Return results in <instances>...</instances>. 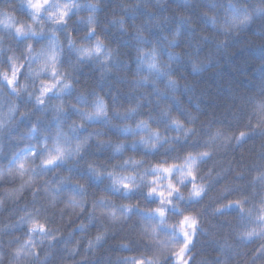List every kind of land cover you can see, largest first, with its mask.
Returning a JSON list of instances; mask_svg holds the SVG:
<instances>
[{"label": "clouds", "instance_id": "1", "mask_svg": "<svg viewBox=\"0 0 264 264\" xmlns=\"http://www.w3.org/2000/svg\"><path fill=\"white\" fill-rule=\"evenodd\" d=\"M45 30L0 63V264H264V0H0V40Z\"/></svg>", "mask_w": 264, "mask_h": 264}, {"label": "trees", "instance_id": "2", "mask_svg": "<svg viewBox=\"0 0 264 264\" xmlns=\"http://www.w3.org/2000/svg\"><path fill=\"white\" fill-rule=\"evenodd\" d=\"M19 10L22 13H26L28 10L26 7H24L23 4L19 6ZM103 18V17H102ZM74 20V15L73 17L70 18V23ZM59 31L62 35L63 38V44H64V58L63 62L67 66L69 61L74 59V55L71 53V51L67 48V42H66V33L64 31V26H58ZM84 31V25L80 23H75L73 24V32L75 33H80L82 34ZM50 34L45 32L43 34H38V35H27V36H20V37H15L14 35L9 38L7 35L3 40H0V63L7 64V58L10 52L19 54L23 52L24 46L27 41L31 40L34 43V46L36 47H48V40L50 39ZM112 44L116 45L119 44L121 48V52H126L127 49L124 47V42L119 39V37H113L112 38ZM240 59H246L243 54H240ZM240 65L237 63V71L239 72ZM227 72V69H225ZM0 83H3V81H0ZM109 83L112 85V91H115L117 88L120 87V85H117L114 80L106 81L103 85V87L108 88ZM97 87V72L92 70L91 64L86 65L82 70L79 72H76L74 74V87L65 94L63 99L65 102L68 100H72L73 102L76 103H83L82 100H78V96L81 92L88 93L90 96L91 90ZM60 98L54 96L53 94H49V101L52 104H55L58 102ZM20 103L22 107H31L33 104L32 100H27L26 96H22L20 98ZM36 114H39V109H36ZM75 112L72 109H69L66 114L62 113L60 115L61 119H71L75 118ZM52 117V112H46L44 113L43 118L40 121V127L43 128H55L56 121L51 119ZM35 118V115L29 118H25L21 121L22 126H27L30 125V122L32 119ZM93 125L97 129L101 127V122L94 121ZM93 125H89L88 127L84 128L82 131L87 132L92 129ZM108 134H110L114 139L118 138L117 131L116 129H109ZM120 135H123L122 133ZM37 136H39V133H37ZM93 145H95V141H93ZM131 151V149H129ZM137 152H139V148L136 149ZM108 155V152L105 150H101L99 152L94 151L93 149H89L88 153H86V158H93V159H103L105 156ZM83 159V158H82ZM73 173L78 176H86L87 172L86 170H83L81 168H73L72 169ZM100 182H98L99 184Z\"/></svg>", "mask_w": 264, "mask_h": 264}, {"label": "rangeland", "instance_id": "3", "mask_svg": "<svg viewBox=\"0 0 264 264\" xmlns=\"http://www.w3.org/2000/svg\"><path fill=\"white\" fill-rule=\"evenodd\" d=\"M73 15H75V14H73ZM52 39V37H50V39L48 40V47L47 48H49V47H51V45H50V40ZM90 39V38H89Z\"/></svg>", "mask_w": 264, "mask_h": 264}]
</instances>
